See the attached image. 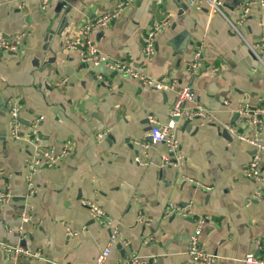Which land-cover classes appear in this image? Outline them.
I'll list each match as a JSON object with an SVG mask.
<instances>
[{
	"label": "crops",
	"instance_id": "0c3cea01",
	"mask_svg": "<svg viewBox=\"0 0 264 264\" xmlns=\"http://www.w3.org/2000/svg\"><path fill=\"white\" fill-rule=\"evenodd\" d=\"M118 1L52 0L42 9L41 0H0V30L8 38L24 34L17 51L0 50V191L15 194L0 204V264H93L111 228L92 218L82 199L103 206L119 224L123 241L113 246L107 264L133 254L155 257L158 264H200L187 254L199 217L205 218L206 249L219 255L213 264H245L248 253L259 252L256 239H264V197L252 199L258 183L245 172L254 147L202 118H180L183 165H164L167 145L152 141L148 115L167 123L176 91L158 90L104 64L92 66L82 60L80 48H68L87 20ZM245 1L224 0L222 14L189 0H133L114 22L92 30L91 38L100 52L153 77L192 84L199 103L221 121L237 122L240 104L255 108L264 100V66L248 45L263 34L264 5L251 7L241 33L230 22H237ZM164 20L157 52L147 59L144 37ZM197 52L200 67L190 71ZM14 98L22 104L25 132L43 116L38 124L43 145L60 149L71 141L67 157L34 174L32 195L27 161L35 147L26 137H11ZM142 143H149L147 149ZM261 166L264 172V153ZM170 201L190 210V217H166ZM23 210L29 222L22 221ZM139 214L149 222H140ZM67 226L84 230L70 235ZM17 244L41 256L6 253L4 245Z\"/></svg>",
	"mask_w": 264,
	"mask_h": 264
},
{
	"label": "built area",
	"instance_id": "2783aa9c",
	"mask_svg": "<svg viewBox=\"0 0 264 264\" xmlns=\"http://www.w3.org/2000/svg\"><path fill=\"white\" fill-rule=\"evenodd\" d=\"M133 0H119L114 9L99 14L87 20L82 27V36L78 40L68 43L70 49H81L82 60L92 66L100 64L106 65L109 69L121 72L126 76L135 78L145 85H150L161 91H176L177 97L170 110V120L167 123H161L154 114H149L148 118L151 123L150 136L154 143H165L167 145V152L162 156L163 164L179 168L183 165L185 156L181 151L179 140L177 137L176 127L179 118L192 120L195 118H202L206 123L221 126L222 129L228 130L230 134L239 140H243L251 144L255 151L251 160L245 167V172L255 179L258 183L252 199L264 197V172L262 170L261 161L264 153V100L255 108H252L248 102L239 105L238 114L241 120L237 122L221 121L214 110L204 106L197 101L196 91L192 84H179L177 78H156L150 74L136 68L133 64L124 59L114 58L111 55L100 52L99 48L91 38L92 30L103 28L114 22L121 14L124 7L131 3ZM52 0H41L42 9H47ZM264 5V0H246L238 8V19L231 25L233 28L241 33L240 25H242L250 12L253 5ZM191 5L207 4L211 12H220L224 14V0H189ZM168 22L166 20L156 22L151 26L143 40L142 51L147 59H152L157 52V38L159 34L165 29ZM24 34H14L12 38H8L0 30V50L4 52H13L19 49ZM249 48L258 60L264 66V31L260 39L254 44H248ZM199 52L195 55L194 59L188 63V69L194 71L200 67L198 60ZM99 79L103 80L102 75H98ZM187 103H193L191 106ZM22 104L18 99L14 98L10 102V116H11V137L14 139L26 137L35 147L34 152L30 155L27 161V183L29 186V195L34 193L33 176L43 167H53L58 165L62 159L67 157L71 152V141H67L63 146L58 149L54 145H43L38 131V124L43 116L35 118L29 123V129L24 131L25 124L21 119ZM246 128L251 129V133H247ZM147 149L149 143H142ZM138 163H145L141 157L136 156ZM194 181L191 177H186ZM15 194L11 190L0 191V204H7L14 200ZM82 203L86 206L92 218L111 228V237L108 244L96 256L93 264H107L108 258L112 253L113 246L123 241L120 236L119 224L116 218L110 215L103 206L90 199H82ZM22 221L29 222L30 215L28 210L22 211ZM166 217L172 215H180L183 217H190V210L183 205L170 201L164 209ZM139 221L149 222L150 218L143 214H139ZM205 224V218L199 217L196 222V227L191 233L188 241V256L200 264H213L219 255L210 252L206 249L205 243L201 239L202 230ZM67 233L70 235H78L84 230H74L67 226ZM256 245L259 248L258 253H248L242 261L245 264H264V239L257 238ZM4 249L9 255H23V256H36L40 257L39 252L32 253L25 249L22 245H4ZM118 264H158L157 258L145 257L140 254H133L126 257Z\"/></svg>",
	"mask_w": 264,
	"mask_h": 264
},
{
	"label": "water",
	"instance_id": "95a60500",
	"mask_svg": "<svg viewBox=\"0 0 264 264\" xmlns=\"http://www.w3.org/2000/svg\"><path fill=\"white\" fill-rule=\"evenodd\" d=\"M62 5H64V3H62ZM180 119V118H179ZM187 122H189V121H191V120H186ZM224 133L225 134H227V135H229L230 137L232 136L230 133H229V131L228 130H224Z\"/></svg>",
	"mask_w": 264,
	"mask_h": 264
}]
</instances>
